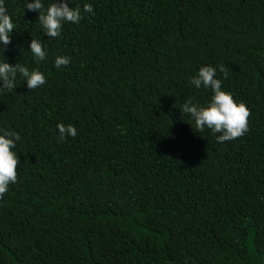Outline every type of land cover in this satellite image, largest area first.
<instances>
[{
	"label": "trees",
	"instance_id": "1",
	"mask_svg": "<svg viewBox=\"0 0 264 264\" xmlns=\"http://www.w3.org/2000/svg\"><path fill=\"white\" fill-rule=\"evenodd\" d=\"M4 4L7 62L46 84L0 93V128L21 136L0 264H264V0H71L94 14L55 39L23 0ZM208 65L250 112L233 141L181 110L210 98L188 85ZM60 123L77 136L61 142Z\"/></svg>",
	"mask_w": 264,
	"mask_h": 264
},
{
	"label": "clouds",
	"instance_id": "2",
	"mask_svg": "<svg viewBox=\"0 0 264 264\" xmlns=\"http://www.w3.org/2000/svg\"><path fill=\"white\" fill-rule=\"evenodd\" d=\"M24 11L38 13L37 22L43 33L48 38H57L62 34L63 26L71 23L79 25L84 18V14H94L91 4H84L72 7L71 0H53L48 6H44V0H23ZM12 17L5 7L4 0H0V93H11L16 90L17 80L22 79L28 90L40 88L46 84L43 72L38 68L30 69L20 63L14 66L7 62L4 52L11 43L14 32ZM28 52L31 53L34 62L42 63L47 59V52L39 39H31L28 45ZM71 57L56 56L54 67L69 65ZM224 72V68H219ZM217 76V68L211 65L201 66L198 72L188 80V85L199 90H210L211 96L206 104L187 100L182 106L183 114L188 116L191 127L196 132L210 130L216 136L218 143L233 141L243 136L248 131V117L250 112L242 102L234 101L231 93L222 89V81ZM226 78V74H225ZM56 132L58 139L63 142L68 137L75 138L77 129L75 126L63 123L57 124ZM21 140L19 133L0 128V196H3L10 184L17 182V166L19 159L17 153L13 151L16 144Z\"/></svg>",
	"mask_w": 264,
	"mask_h": 264
}]
</instances>
